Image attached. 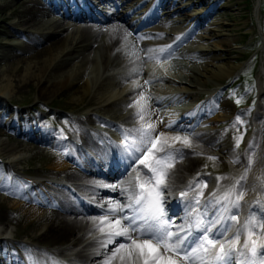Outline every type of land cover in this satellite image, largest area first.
Here are the masks:
<instances>
[{"label":"bare ground","instance_id":"bare-ground-1","mask_svg":"<svg viewBox=\"0 0 264 264\" xmlns=\"http://www.w3.org/2000/svg\"><path fill=\"white\" fill-rule=\"evenodd\" d=\"M119 1L121 2V4H125V2H127L128 0ZM15 4H18V6L17 8L11 10L10 15H15L16 21L15 23L11 24V27L19 26L21 28L19 30L12 31L9 36H21L28 39V41L20 46L17 44L13 45L9 48L8 53L0 55V63H5L6 65L5 68L0 71V76L6 77L4 83H1L0 85V95H2L3 93H11L12 89L10 88L12 86V82L9 78V75L11 73H13L14 76L17 77L21 83H25L26 87L29 85V83H27L29 79L36 80L37 85H39L37 91L38 97L36 98H40L41 100H44L45 98L53 95L55 91L66 87L69 81V79H67L66 77H63L59 81L50 82L51 79L48 76L45 81L46 73L50 71L49 65L56 57L55 55L60 53L66 46L73 43H76L77 45L85 43V50L92 49V45L99 41L96 39V37H98L100 32L103 33V36H106L108 38V41L105 47L102 44H98V46L95 47L92 52H89L90 61L87 62H89L91 65H98V59H95L94 61L93 55L99 56V62L103 59L104 55V70L109 71L120 66L135 63L139 61L142 58V55L144 54V52L137 50L134 44V40L131 36L128 35L126 27H124L123 24L119 25L117 23V17L115 16L111 18L105 28H98L90 25H85L81 28H74L72 31L68 32L67 24L65 23V21L60 20L58 18H52L50 15L49 8L45 5L44 2H41V0H16ZM225 6L227 8H231L234 5H229L226 3ZM194 19H196V16L192 18L191 22ZM6 20V18L0 15V24L5 25ZM198 23L199 20L197 21L195 27L198 25ZM185 29L186 28H178L175 31L178 34L177 38L175 39L180 38V40L176 45L170 48V54L172 53V51H175L173 49L174 47L181 45L182 41L185 38V35H183ZM155 30L160 31L159 27H155ZM60 32H63L64 35H62ZM90 36L91 38H89ZM90 39H92L90 43L87 42ZM155 39L157 40V44L159 45V47L163 48L164 50L167 47L171 46V43H173L174 41L169 40V37H166L162 32ZM226 42L227 41L225 40H221L218 43L215 42L211 48L218 49L220 47L219 45L223 47L222 44ZM14 47L16 48L14 49ZM202 48L207 51H210V54L206 51H203L201 52L200 56L203 57L210 55V57H215L217 59L221 58V54L216 55L215 52L212 51L213 49L211 50L210 47L204 46ZM181 51H183V54L176 56V54L174 53L173 55L169 56L175 59L173 62L171 61V63H173L175 69H178L181 72V75H179L180 77L178 78L176 77V79L168 81V93L177 91L178 86L179 89L187 91L193 90L195 88L197 89L201 87H207V82H205L206 80H203V74H206V77L209 79H214L217 83H221L223 79L231 75V73H229L230 71L228 68L229 64L226 63L225 67L216 66L218 68V71H214V65L212 62L213 60H210L209 58L204 59V61L195 70H192L194 67H192L193 63H191V61H185L182 63V70V68H179L180 64L178 63V60H180L181 58L184 59V56L186 55L188 49L185 50L182 46ZM87 59L88 58L84 59L85 63L82 66L87 64ZM150 62L145 65V70L148 72H162L165 69L163 66L168 63L166 61H162L160 63V65L162 66L156 67V64ZM31 63L35 64L31 65ZM21 64H26V66L21 68V66H19ZM66 64L63 62L62 64L52 68L49 75L52 74V76H54V73H56L57 71L64 70ZM131 67L132 66H130V68ZM184 67H189L186 72ZM82 69L83 67H81L79 70L77 69V75L79 79L81 76H83ZM179 71L178 73L180 74ZM207 73H209V75H207ZM162 74L166 75L167 73ZM169 75L171 74L169 73ZM0 81L2 82L1 78ZM97 81V76H95L94 80L92 79L90 81L93 83V85L100 84L96 90H93V98H96L98 103L103 104L104 106L93 107L94 104L92 102H86L84 106L93 107L92 111H95L97 109L107 111V107L112 106H108L110 101H115L119 97L118 94L120 92L124 93L126 92V90H129V86H123V83H121L120 81H104L102 79L98 82ZM40 82L44 83L40 85ZM90 82L89 79H86L84 77V79L82 78L80 82L72 83L70 85V89L66 93H74L75 99L83 97V95L90 92V88L92 86ZM132 83L142 85V80L136 78L133 80ZM258 86L260 89L259 96L260 98H263V76L258 80ZM140 89L144 91L143 88L140 87L139 90ZM117 92L119 93L117 94ZM140 99L144 100V96L141 95ZM166 99L169 98H164V100ZM212 99L213 97L211 95L209 98V101L211 103V109L203 106L204 111H208V113H206L208 114L206 122L209 124L204 123L202 125H211L210 123L212 122L223 121L228 118L231 114H233V108L228 103H225L222 100H214L213 102H211ZM121 103L122 102L117 104V107H119ZM120 109L121 108H119L116 112L113 113L115 115L114 119H116V117L119 115ZM261 109L262 107L259 106L257 115L260 114L259 110ZM196 111L197 110L192 113L180 112V115H184L176 117L171 122H169L170 120L167 114H161L160 123L157 124L151 121L154 117V114L152 112H149L148 107L146 106L144 107V111L142 112L143 120L140 119V125L154 124L156 126V133H154L153 135H156L158 133H164L165 136H167L168 138L177 136L181 138L187 137L188 140L191 142V147L196 148L198 150L207 149L211 147L216 149L214 147L216 146V144L211 140V138H204L203 135L208 134V131H206V129L197 130L193 132L186 131L183 134L177 129L178 127H180L181 124L192 121L195 118ZM200 112L201 111H199V113ZM89 120L97 123L103 122L101 119L97 118L93 114L89 116ZM122 123L126 124L125 119L122 120ZM186 129L188 130L187 127H183L181 131ZM177 131H179V133H177ZM81 133L87 147L93 148L99 154L103 153L102 147L91 140L90 133H93L92 130L81 127ZM168 142H173V140L169 139ZM176 144L181 143L176 142L172 145ZM20 145L23 146V144ZM16 148L17 147L15 145H11L6 141L0 140V151H5L8 158H16L14 155L16 153ZM222 150L223 152H227V150L223 147ZM177 156L179 158L185 157L187 159L182 164H174V169H171L170 171V175L168 178V188L165 190V192H168L167 190L174 186V184L180 179V176L194 169L192 168V165H194L192 162L193 159L190 160L189 155H185L184 153L179 152ZM69 160H72L69 154L67 161L57 159L54 162V168L60 171V177L74 183L73 185H75V187L81 192V197H85V195H91L93 191L96 190L93 184H90V182L95 180V176L84 172L81 168L78 171L73 167L69 166ZM260 163L262 164V166L260 167L259 171L262 170L264 165L262 161ZM141 170L146 171L143 169V167H141ZM248 183L249 184H247V186L250 187L253 186L255 182L251 179ZM102 194L103 193H99V196L93 199V201L102 200L104 198ZM52 196L54 198L53 203L41 202L35 207L28 206L27 209H25L27 206L24 204L20 205L19 203H14V206H23L22 208H24L26 210V213L28 214L27 219H37L34 224H36L38 227L43 224V226L41 227L42 232L38 235L33 236L32 240L35 242H41L42 244H47L51 247H56L61 244L69 243L68 247L62 250H54L59 255L69 250L70 248L81 245V243L85 241L86 243L81 246V249H78L77 253L71 254V259L69 261L77 260L80 262H84L83 264H104L105 259L108 257L111 250L114 249L116 245H109L107 249L101 247L100 240L102 239V237L99 232L93 229L92 218L95 217L94 213H96L99 217L100 215L98 214V211H106L110 206V202L113 204L117 202L120 203L121 198H119L117 193H115L112 197H110L109 200L106 199V201H103V203L100 204V207L91 208L90 206H87L85 208V204H81V202H83L82 199H77L76 197L73 198L69 193L63 191H54L52 193ZM251 205H253V203L248 202V206ZM43 206H50V209L47 213L42 212ZM11 228L12 227H9L8 225L6 227L0 228V236L5 233L11 234L14 231ZM88 234L89 238H86V235ZM120 242H122V240L118 239L117 243ZM86 251L89 252L83 254Z\"/></svg>","mask_w":264,"mask_h":264},{"label":"snow or ice","instance_id":"snow-or-ice-1","mask_svg":"<svg viewBox=\"0 0 264 264\" xmlns=\"http://www.w3.org/2000/svg\"><path fill=\"white\" fill-rule=\"evenodd\" d=\"M164 51L160 50L161 53ZM142 112V108L136 112L141 120ZM134 131L139 133L138 139L129 143L125 136L124 144L125 151L140 154L136 156L139 164L133 169L135 175L128 182L129 187L122 189L128 193L127 202H110L104 215L92 218L93 229L102 237L101 247L107 249L109 245H116L104 264H264V216L257 218L250 215L241 224L238 216L231 214L239 207L244 192L236 191L233 185L222 196L217 197L213 193L214 205L229 201L234 191L236 198L231 201V206L223 204L222 210L217 209L208 219V212L199 210L204 195L201 189L193 198L194 204L189 201L187 205L188 219L185 224L177 225L165 207V190L176 159L173 153L179 152V149L168 141H182L189 147L191 142L187 137L168 138L164 133L153 135L156 133L154 124H141ZM240 139L242 137L237 139V147ZM208 159L214 161L217 158L209 156ZM251 163L250 160L249 166ZM140 165L146 171L141 170ZM247 171L241 179H246ZM220 179L223 178L217 177V180ZM191 190L190 182L189 189L180 193L181 199L187 200ZM212 203L208 201L205 208ZM233 228L235 233L228 238L226 234ZM241 228L246 233L243 242ZM119 238L122 242L117 243Z\"/></svg>","mask_w":264,"mask_h":264},{"label":"rangeland","instance_id":"rangeland-1","mask_svg":"<svg viewBox=\"0 0 264 264\" xmlns=\"http://www.w3.org/2000/svg\"><path fill=\"white\" fill-rule=\"evenodd\" d=\"M15 3H16V0H0V15H2L4 18L7 19L5 22L6 23L5 25L0 24V55L8 53L9 48L15 44L20 46V45L25 44V41L26 42L28 41V39H25L24 37L9 36L12 33V31L8 29L7 25L11 26V24L15 23L16 21L15 15H10L11 10L14 8H17L18 6V4H15ZM227 4L229 5L233 4L234 6L231 8H225V10L219 14L218 18H214L211 23H207L205 25V28L210 29L211 32L209 33V35L207 33L203 34V32L200 33L204 37L205 40L203 39V42L196 45V50H199L197 46H202V47L208 46L211 48L215 42L218 43L221 40L227 41L226 43L222 44L223 47L219 45L220 47L218 49L211 48V50L213 49L212 51L217 52L215 53L216 55L221 54V58L217 59L215 57H210V55L209 56L207 55L206 57H203L202 59H197V57L199 56L198 54L194 59H191V62H194L192 64V67H194L192 70L197 69V67L204 61V59L209 58L210 60H213L212 62L214 65V71H218L217 70L218 68L216 66L225 67L227 63L229 64V67H228L229 71L230 73H232L234 68L238 65V62L246 56L245 53L247 51V48H245V46H248L250 41H246V43L243 44L245 40L244 39L245 34H247V32H252V35H254V39L258 36L256 25L253 23L249 25L248 23V21H250V18H249L248 11H247L246 1L245 0H228ZM194 10L195 8L190 9L191 12H194ZM15 27L18 30L21 28L19 26H15ZM72 29L74 28L72 27ZM96 39L98 40V37H96ZM96 43H98V41ZM96 43H94V45ZM68 46L69 47L63 49L61 53H58L57 55H55L56 57L49 65L51 68L53 66L56 67L57 65H60L63 62L65 64L68 63L65 65L64 70L57 71L56 73H54L55 74L54 76H52V74L49 75V73L51 72L50 71L46 73V78H45V81H46L47 77L49 76V78L51 79L49 80L50 82H52V81H59L63 77H66L67 79H69L68 85L66 87H63L59 89L58 91H55L53 95L41 101L36 98L38 97L37 91L39 87V85H37L36 80L29 79L27 81L29 85L26 87L25 83H21L19 79L15 77L13 73H11L9 75V78H10V81L12 82V86L10 88L12 90H11V93H8V94L3 93L2 95H0V110L6 108L7 111L13 112V107H12L13 104L18 105L20 112L18 113L19 118L16 124L18 123L20 118L27 119V121L20 122L23 126V129H25L27 125L31 126L32 128H35L34 126L35 117H36V121L40 123V126L46 125L45 120L37 117L38 113L44 112V115H46L48 111H44V108L42 107H46L47 105L55 106L60 111L67 110V111H72L74 113V116L72 118L64 119L63 121L57 122V125H61V127L67 130L68 132L70 133L79 132L78 131L79 129H76V131H74V129L78 125H81L83 127H89L91 130H95L96 132L104 130L110 137L116 139L115 138V134H116L115 127L113 128L103 127L101 129L99 124L95 126V124L89 121V119L79 118V115L81 114H86V115L89 114L90 109H93V107H99L103 105V104L98 103L96 98H93V90H96L97 87H99V85H96L95 87L92 86L90 88L89 93L83 95V97H79L78 99H75L74 93H71V92L66 93L70 89V85L72 83H75V82L78 83L80 82L82 78L84 79V77L86 79H89V82H90V79H93L95 77L94 74L96 73V70L93 68H90V63L87 62V61H90L89 52L90 51L92 52L94 48L85 50L83 49L82 45L79 47H74V44H69ZM15 48L16 47H14V49ZM85 58H88L86 60L87 64L82 66L85 63V60H84ZM34 64L35 63L33 64L31 63V65H34ZM260 65L262 64L259 59H255L252 64L253 69L255 70H259ZM5 66H6L5 63H0V71L4 69ZM19 66H21L22 68V67H25L26 64H21ZM81 67H83L82 69L83 76H81L79 79L77 75L78 74L77 69L79 70ZM184 68H189V67H184ZM130 70L131 69L129 67H126L124 68V70L117 71L116 73H114V71L107 72L105 73L104 77H105V80L108 79L112 81H122L123 79H125L126 77L130 75L131 73ZM258 74H259V71H258ZM258 74H257V77H258ZM179 75H181V72ZM207 75H209V73H207ZM203 76H204L203 80H206L205 82H207V87L199 88L200 95L196 94V89H195L194 90L195 94L190 95L187 101H190L191 97H195L194 101H198L199 103L205 101L206 95L203 96V94L210 93L211 90L217 85L222 86L225 83V81L229 78V77L227 79L225 78L222 80L221 83H217L215 82L214 79L207 78L206 74H203ZM0 78L2 80V82L0 81V85H1V83H4V80H6V77L0 76ZM172 78L176 79V77H172ZM161 82L162 81L157 82V83H160V85H163L164 83H161ZM43 83L40 82V85ZM91 84L93 85L92 82ZM136 85L138 84L131 82L128 85L129 86L128 91H130L131 94L125 97L124 96L125 93L121 94L122 92H120L121 95L118 97L116 102L113 103L111 107H108L107 111H104L106 114L111 116L114 112H116L119 108H121L120 113L116 118L119 117V120H122L123 118H128L126 126L127 127L129 126L132 129L130 130V135L134 139H138L139 137V133L134 131L136 129L134 125H136V122H137L136 120L138 119V116L136 115L137 109L141 107L143 109L146 106L145 96H144L145 102L144 100L140 99L141 96L137 98L135 97V95L139 92V88L140 87L143 88L142 85H139L138 87ZM152 92L153 90L147 91V93L149 94V104L152 103ZM118 93L119 92H117V94ZM139 99H140V103H139ZM89 101L94 104L93 107H88V108L84 107V104ZM120 102H122L121 105L117 107V104H119ZM193 102H184L181 104V106H184L186 104H190ZM37 103H41V104L40 106L35 107L34 104H37ZM261 104H262L263 112H264V98L262 99ZM130 105H133V106L130 107ZM164 112H170V110H168V108L162 105L160 102V104L156 105L155 109L153 110L154 117H153L152 122H158L159 120H161V114ZM1 113L2 111H0V118H1ZM100 113L105 114L102 111ZM13 114L7 117V121L11 120ZM127 116H130V117H127ZM113 120H116V119H113ZM254 126L255 128H257L258 131L260 132L263 131L264 114L261 116V118L256 123H254ZM12 136L13 134H8L6 132V128H3L0 126V140L6 141L9 144L15 145L17 147L16 153L14 154L16 158L15 159L12 158L11 162L9 161L10 158H8L5 151H0V157H3L5 161L10 162V165L17 171H20L30 176H34L37 179L44 180V177H49V178L57 177L55 175L56 169L54 168V164H55L54 162L60 158L58 157L60 154L56 155L55 154L56 150H54L53 147L46 148L42 145H35V144L27 143L23 139L17 140V139H14ZM20 144H23V146ZM221 144H223L225 147L227 146L225 145L224 142H221ZM228 146L232 147V143H229ZM210 152L218 153L217 151H215V149H211L209 150V152H206V153H210ZM239 155L240 154L238 152H233L231 159L235 160L237 159L236 156H239ZM193 158L195 159L194 163L197 164L198 167H201V164L203 162L202 164L203 167L207 168L210 165L212 167H216L217 169L221 170V166H219L218 164L222 165V160L213 161L207 158H201V157L194 156V155H193ZM202 174H206V173L203 172ZM3 179H4V175H2V172L0 170V186L3 185ZM8 184L9 186H13V188L16 187V185L13 184L11 181H8ZM11 190H14V189H11ZM50 200L53 201L52 196ZM13 202H14L13 199H9L5 197L3 194H0V228L6 227L7 225L9 227H12L11 229H13L14 231L11 233V235H15L21 239L25 237H27L28 239H31V237L40 234L42 232L41 227L43 226V224H41L38 227L36 224H34V222L37 219H27L28 214L26 213L25 209L28 208V205H26L27 207L24 209L22 208L23 206H19V207L14 206ZM11 209H15L19 213H17L16 216H10L9 211ZM47 212H48L47 210L45 209L43 210V213H47ZM63 245L64 244H61L60 246H63ZM64 254H67V252Z\"/></svg>","mask_w":264,"mask_h":264}]
</instances>
